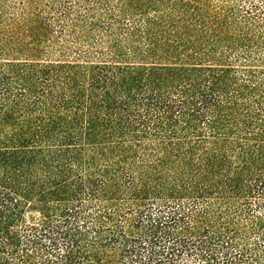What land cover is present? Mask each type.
I'll return each instance as SVG.
<instances>
[{
  "label": "trees",
  "instance_id": "trees-1",
  "mask_svg": "<svg viewBox=\"0 0 264 264\" xmlns=\"http://www.w3.org/2000/svg\"><path fill=\"white\" fill-rule=\"evenodd\" d=\"M0 264H264V0H0Z\"/></svg>",
  "mask_w": 264,
  "mask_h": 264
}]
</instances>
